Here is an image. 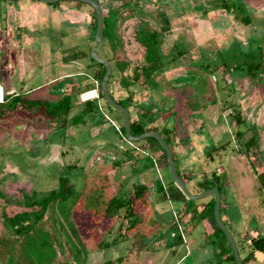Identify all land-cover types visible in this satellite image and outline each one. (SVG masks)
<instances>
[{
	"label": "rangeland",
	"instance_id": "1",
	"mask_svg": "<svg viewBox=\"0 0 264 264\" xmlns=\"http://www.w3.org/2000/svg\"><path fill=\"white\" fill-rule=\"evenodd\" d=\"M98 1L106 20L98 52L112 63L110 90L118 100L129 97L131 104L124 103L132 118L143 119L159 132L167 129L180 155L201 159L208 175L213 171L231 175L234 168L228 160L233 163L244 154L245 143L253 135L264 148V0H244L242 7L240 0ZM0 4L7 7L0 17V264H39L26 250L40 241L52 246L51 261L56 264L65 257L67 264H103L119 256L124 260L115 264H170L184 253L181 264H211L202 251L205 244L195 248L190 241L202 235L204 227L210 233L214 226L209 220L205 225H197V219L188 221L182 214L184 201L171 198L174 190L169 181L174 180L163 148L147 138L132 142L124 138L122 113L99 97L95 74L102 67L89 55L95 41L94 8L78 0H0ZM245 16L249 23L243 20ZM165 17L169 24L164 31ZM142 21L161 33L162 68L148 80L126 88L122 78L143 61L145 48L137 38ZM180 50L187 53L180 55ZM258 62L261 65L253 75L249 66ZM93 80L96 88L83 91ZM18 93L44 101L73 94L69 118L87 100L96 98L104 112L86 115L78 124H63L48 118L41 104L12 109L6 96ZM237 113L242 124L236 120ZM239 130L244 135H237ZM205 147L209 153L201 158ZM228 147L235 148L236 157ZM252 148L251 171L244 162L237 164L236 169L243 168L245 173H238L235 181L242 188L239 179L245 180L247 245L264 228V183L257 178L264 171V158L255 144ZM149 155L157 171L148 172L151 180L143 169L144 164H153ZM175 156L180 170L181 160ZM61 176L75 186L68 200L51 205L33 233L15 232L7 217L39 208L25 206L23 193L41 199L58 189ZM160 178L167 192L159 193V198H171L165 215L174 217L185 238L178 247H165V238L156 237L153 228L142 226L138 234L137 229L119 226L122 218L106 215L111 196L128 195L135 184H146L144 195L153 198V179L160 183ZM188 186L192 192L198 189L191 183ZM209 197L212 194L199 200ZM142 200H137L136 208L147 211L150 201ZM69 226L77 230L74 242ZM236 238L240 242L237 234ZM103 242L110 245L103 246ZM222 242H226L224 237ZM74 243L83 246L82 260L77 259ZM45 250L50 253L49 247ZM212 260L215 264L217 256ZM248 264H264V257Z\"/></svg>",
	"mask_w": 264,
	"mask_h": 264
},
{
	"label": "trees",
	"instance_id": "2",
	"mask_svg": "<svg viewBox=\"0 0 264 264\" xmlns=\"http://www.w3.org/2000/svg\"><path fill=\"white\" fill-rule=\"evenodd\" d=\"M240 3H241L240 7L246 5L243 0H240ZM163 20H164L163 21L164 22L163 30L165 31L166 26L169 24V19H167L165 17V18H163ZM243 20L247 23L250 22V18L248 16H245L243 18ZM105 23H106V20H105ZM91 28H92L91 30H92V34H93V40H94L95 39L94 35L96 34V29H97V17H96V15L94 16V20L92 22ZM104 28H105V26H104ZM137 35H138L137 36L138 40L144 45V48H145L144 54H143V61L141 63H139L138 65H136L135 67H133L132 72L130 74H126V76H124L122 78V82L124 81L123 83H124V86L126 88H129L131 85L139 83V81L141 79L148 80L154 73H156L157 71H159L162 68L161 67L162 59H161V56H160L159 51H158L159 44H160L159 43L160 40H158V38L160 39L161 33L157 30L149 29V26L147 25V23L145 21H142L141 24H139V26H138ZM103 40H104V38H103ZM119 41L120 40L118 39L117 42L119 43ZM183 53L185 54V53H187V51H183V50L179 51L180 55H182ZM89 55H90V53H89ZM94 60L95 59L93 58V61ZM98 64H100L99 66H101L102 69L100 71H98V73L95 74V77H96L95 79L99 80V82H100V84H99L100 85L99 97L102 99L105 97H104L102 90H101V82H102L103 76L105 74L106 67H105V65H103L99 62H98ZM119 64L122 65L121 62ZM260 65H261L260 62L255 63V64H250V66H249L250 73L255 75L256 74L255 71L260 67ZM111 77H112V74H111ZM95 88H96V85H95V82L93 80V81H91L85 85V87L83 88V91L92 90ZM109 89H110V79H109ZM110 92H111L112 96L116 99V97L113 95L111 90H110ZM6 98L8 99V101H9L8 104H9V106L12 107V109H16L18 107L28 109L34 105L41 104V106L44 108V112L48 116V118L56 119L58 121H61L63 124H66L68 121L71 122L72 124H78V123L83 122L85 120L84 117L86 115H94L95 113L97 115L98 113L101 114L102 112H104L102 110L101 103L99 104L98 103L99 100L96 98V99H92V100H87L85 102L84 108L81 111H79L77 114H75L74 116L69 118V114H70V111H71L72 106H73V101H72L73 100V94H65L59 100H45V101L44 100H38V99H28L27 93H18V94H13L11 96L7 95ZM116 100L125 106H126V104L124 103V101H128L130 103L129 97L128 98H119V100L118 99H116ZM108 106L110 107V109L115 108L109 103H108ZM101 115H103V114H101ZM146 115H148V112L145 114V116ZM236 120L239 124H242L244 122L239 113L236 114ZM131 124H132V133L135 135L140 134V133L145 132V131H148V130H157L158 131V129L156 127H149V126H147V124H145V121H143V119H138L136 117H133V118L131 117ZM122 130H123L124 138H127L126 134H125L124 126H122ZM166 131H168V130L166 129ZM166 131L164 132L163 136L165 137L166 141L170 144L171 139L167 135ZM243 133H244L243 131L239 130L237 132V135L241 136ZM147 140H149V141L154 140L157 142V140L153 137H148ZM255 141H256V137H255V135H253L246 143L248 145H251V144H254ZM174 155H175V153H174ZM209 155L212 156V154H209ZM148 158H150L153 162V159L151 158L150 155ZM175 162H176V157H175ZM166 165L168 166V162ZM176 168H177V166H176ZM177 170H178L179 174L181 175L178 168H177ZM212 175L214 176V178H205L203 181L198 182L196 184L197 188H198L197 192H200L203 188L212 187L215 184L220 189L221 194H223L224 181L222 179V176L217 174V173H214V172ZM263 178H264V175H262V177H261L262 183H264ZM59 179H60L59 180L60 182H59L58 189L51 190V192L48 195L44 196L41 199L36 198L33 195V193L32 194H28L27 192L23 193V200L22 201H23V204L25 206H28V207L38 206L39 208L33 209L31 211H24L22 213H17L13 216L7 217L8 224L11 227L15 228V232H17L20 235L24 234V233H33V231H35V229H37V227H38L37 223L45 216L47 210L49 209V207L51 205H54V203L56 201L66 202L68 200V197L74 191L75 186L69 181V178L67 176H61ZM159 181H160L159 190L163 191L164 188H163L162 181L161 180H159ZM146 189H147V186L145 184H135L133 186L130 194L124 195V196L119 195V196L112 197L110 199L108 205H107L106 215H108L110 217L114 216V215H119L118 211L124 208L125 209L124 213L119 215V216H121L122 219L128 220L129 225L127 226V229H130V230L135 229L137 227L136 224H138V222L141 219H140L139 215H137L133 212V206H134L136 200L144 195ZM171 189L174 190V192L171 194V198L183 200L185 202V204H188V211L190 212V217L192 218V220L197 219V221L200 222L203 219L210 217L211 223L214 226V231L208 233L209 246L211 247V249L213 248L214 250H216V249L219 250L218 254L215 255V257L217 256V260H214L215 264H233L232 262H234L236 264L237 262L235 260L231 245H230L226 235L221 230V228L218 226V224L215 220V215H214L215 197H214V195L212 194L213 197H211L208 201L199 200V202H196V201L188 199L187 196L184 194V192L180 189L179 186H177V184L174 181H173V183H171ZM199 207H202V208L199 209ZM223 208H224V204H223V198H222L221 215H222ZM174 224H175V226H171V227H172L173 231L175 230L174 231L175 233L172 235V241L170 240L168 247H174L178 244L185 242V238H184L182 232L180 231L179 226L177 225L176 222H174ZM227 225L230 228L229 224H227ZM145 227L150 229V226H145ZM68 232H69V236H71L72 240H73V238L77 237V230L73 226H69ZM233 234H234V232H233ZM123 235H124V233H123ZM246 235H247V233H246ZM246 235L244 237L245 240H247ZM234 236H235V234H234ZM223 237L226 239V242H222ZM235 238H236V236H235ZM236 240H237V238H236ZM250 240H251L250 244H249L250 246L245 245L244 243H241L237 240L239 251H240V254H241L242 259H243L245 264H248L249 261L256 259L257 258L256 257L257 252L264 254V235L251 237ZM73 242H74V240H73ZM109 245H110L109 243L106 244V242L105 243L103 242V246H109ZM75 246L78 250L77 251L78 252L77 259L82 260V253L84 252L83 246H79L76 244H75ZM48 247H49L50 253H51V250L53 249L52 246L51 247L46 246L44 241H40L37 246L35 245L31 248L29 246L28 248H30V249L26 250V252L29 253L28 255L30 256V259L33 260V262L37 261V263H39V264H45L49 261V262H51V264H56L55 262L53 263L51 261L53 259V256H54V250L52 251L51 254L46 253L47 249L45 250V248H48ZM60 247H61V245H60ZM228 247H230L231 252L228 251V249H229ZM32 248L35 250V252L32 251ZM40 249H42V252H45V253L40 252ZM242 250L245 253L244 255H242ZM205 254L208 258V254L206 252H205ZM210 259H211L210 263L213 264L212 259H214V256H212ZM123 260H124L123 256H119L116 259L108 258L103 262V264H115V262L122 263ZM57 264H67L66 257L64 258L63 262H60Z\"/></svg>",
	"mask_w": 264,
	"mask_h": 264
},
{
	"label": "crops",
	"instance_id": "3",
	"mask_svg": "<svg viewBox=\"0 0 264 264\" xmlns=\"http://www.w3.org/2000/svg\"><path fill=\"white\" fill-rule=\"evenodd\" d=\"M163 130L164 131L161 133L164 135V132L166 129H163ZM167 135L169 136L168 133H167ZM242 135H244V134H242ZM170 139H171V137H170ZM254 144L256 145L257 150L260 151L259 154H260L261 158H264V148L262 147V144L261 143L260 144L254 143ZM254 144L248 145L247 143H245V147H246V151H244L245 153L244 154L242 153L241 156L238 157V159L234 158L233 163H232L231 158H230V160H228V161H230L229 165L231 167L233 166V168H234L230 172L232 176L230 174H228V172H223V174H221L222 179L224 181L223 194H222L224 208L222 211V218L227 224L230 225L231 230L233 232L235 231L234 234H235V236H236V234L238 235L240 242L244 243L245 245H247V243L244 241L245 239L243 236H245L244 231H245V226H246V223H245L246 217H248V215H249V210H248L249 204L247 203V198H245V191H244L245 190V188H244L245 180H244V177H240V179H239L240 182H242V185H241L242 188L236 187V185H235V183H236L235 181H238V178H237L239 175L238 173L241 174V172H243V170H244L243 168H242L243 170L242 169H236V167H237V164L244 162L245 167L251 171V169L249 167L250 165L248 164V162H250V159L254 160V158L252 157V155H253L252 146ZM170 146L173 149L175 155L177 154L179 159L181 160V165H180L179 171H180L181 175L183 176V178L185 179V181L188 185H189V183H191L197 188L196 184L198 182L203 181L205 178H214V176L212 175L214 171L211 173V175H208V173L205 172V169L203 168V165L200 162L201 159H199L197 157L195 158L194 155H192V156L191 155L190 156L180 155V153H179L180 151L176 150V148L174 147V145L172 143V139H171ZM215 148H214V150H215ZM228 148H229V151L233 152V154H231V155L234 156L236 154L235 148H233V147H228ZM206 149H207V147H205L202 151V154H200L201 158H204L205 155L209 153V151L207 152ZM250 152H251V154H248ZM234 157H236V156H234ZM186 161H189V162H186ZM147 164H144L143 169H147L146 173L149 175V176H147V179L151 180L153 178V176H152V174L150 176V173H148V172L151 170L154 173H157V171H156V168L154 166V163L151 165L149 164L148 166H147ZM247 169H246V171H247ZM214 173H217V172H214ZM243 173H245V172H243ZM217 174H219V173H217ZM262 175H264V171H262L261 173H258L257 178L258 177L261 178ZM153 181L156 182V190L154 191L155 194H153L155 197L152 196L153 198H150L151 196L150 197L148 196L149 197L148 198L147 196L144 195V196L140 197L139 199H137L140 201H143L142 199H144V200L147 199L148 201H150V204H149L150 206H149L148 210L147 211H141V210L137 209L136 208L137 200L133 206V212L135 214L139 215V217L141 219V220L139 219L140 221L138 222V224H136L137 227L135 229H137L136 233L138 232V234H140L139 231H140L142 226H150L149 230H151L153 228L154 234H156V237H158V238L164 237L165 238V247H168L170 240L172 241V235L175 233L174 232L175 230L173 231L171 226H175L174 222H176V220L174 219L173 216L165 215L169 211V207L171 206V205H169V202H171L170 201L171 198L169 197L170 199L167 200L165 197L159 198V195H158L159 193L165 194L167 192L165 182L164 183L162 182L164 190L160 191L159 190V183L155 179H153ZM161 181H162V179H161ZM169 183L171 184L170 181H169ZM146 186L148 189L149 186L148 185H146ZM193 192H197V191L194 189ZM119 195H114V196H119ZM114 196H111L109 198L107 205H108L110 199ZM123 196H124V194H123ZM209 199H210V197L207 198L206 201H208ZM166 200H167L168 204L165 203ZM101 201L102 200H100V202ZM151 204H153L154 206L152 207ZM182 207H183L182 214L185 213V216H187L188 221L192 220V218L190 217V212L188 211V204H185V202H184ZM106 208H107V206H106ZM201 208L202 207H199V209H201ZM124 211H125V209H121L118 211V214L121 215L124 213ZM119 215H114V216L121 218V216H119ZM223 215L225 216V218L223 217ZM114 216H111V217H114ZM184 219H186V218H184ZM205 220H209V222L211 223L210 217H207L200 222L197 221V225L202 224V223L205 225V222H204ZM128 225H129V223H128L127 219H122L119 223V226H128ZM259 226L263 227L261 225H259ZM261 230H262V232H259L260 233L259 236L264 235V228H261ZM212 231H214V227L211 229V232ZM207 232L208 231L206 230V227H204L203 234L200 235L199 237L194 236L193 239H191L190 243L192 242L194 244L195 248L198 246L201 248V246H200L201 243H204L205 249L202 251H204L203 253L206 252L208 254V258H211L212 256L215 257V255H216L214 253V249L213 248L211 249V247L209 246L208 240H206V239H203L202 241L200 240L205 235L208 236L209 232L208 233ZM150 235H152V234H150ZM181 244H178V245H181ZM178 245H176V246L178 247ZM170 248H173V247H170ZM185 256H186V254L184 253L176 261H174V262L172 261L170 264H181L184 260L183 258H186ZM256 257H257L256 259L249 261V263L260 260L261 257H264V254L257 252Z\"/></svg>",
	"mask_w": 264,
	"mask_h": 264
},
{
	"label": "water",
	"instance_id": "4",
	"mask_svg": "<svg viewBox=\"0 0 264 264\" xmlns=\"http://www.w3.org/2000/svg\"><path fill=\"white\" fill-rule=\"evenodd\" d=\"M40 1L50 3V2L60 1V0H40ZM78 1L86 2L90 4L96 12L97 29H96L95 41L91 46L90 54H91V57H93L97 62L105 65L106 67V71H105V74L101 82V90L107 102L111 104L113 107L117 108L122 113L125 134H126L127 139L132 142V141H141L148 137L155 138L166 153L167 160H168V168H169V172H170L172 179L177 184V186L180 187V189L184 192V194L187 196L188 199L199 200V199L204 198L207 195H210V194L214 195L215 197V207H214L215 220L218 226L221 228V230L226 235L231 245V248H232L237 264H245L240 254L237 240L233 232L231 231V229L228 227V225L225 223V221L222 218V215H221L222 194L218 186L214 185L209 188H203L200 192H192L188 184L184 180V178L179 174L176 168L175 155H174L173 149L171 148L170 144L166 141L165 137L163 136L161 132L157 130H148L140 134H136V135L132 133L130 110L128 109V107L118 102L112 96L110 89H109V79L113 71V65L108 59L102 57L98 52V47L100 46L104 38L105 18H104V12H103L102 5L100 4L98 0H78Z\"/></svg>",
	"mask_w": 264,
	"mask_h": 264
},
{
	"label": "flooded vegetation",
	"instance_id": "5",
	"mask_svg": "<svg viewBox=\"0 0 264 264\" xmlns=\"http://www.w3.org/2000/svg\"><path fill=\"white\" fill-rule=\"evenodd\" d=\"M6 11H7V7H6V5H3V6H2V5L0 4V17H4L3 14H4ZM90 51H91V48H90ZM90 51H89V52H90ZM90 92L92 93V92H94V91H90ZM6 100H8V99H6Z\"/></svg>",
	"mask_w": 264,
	"mask_h": 264
},
{
	"label": "bare ground",
	"instance_id": "6",
	"mask_svg": "<svg viewBox=\"0 0 264 264\" xmlns=\"http://www.w3.org/2000/svg\"><path fill=\"white\" fill-rule=\"evenodd\" d=\"M2 92V87L0 86V93ZM89 93H91V92H89Z\"/></svg>",
	"mask_w": 264,
	"mask_h": 264
},
{
	"label": "built area",
	"instance_id": "7",
	"mask_svg": "<svg viewBox=\"0 0 264 264\" xmlns=\"http://www.w3.org/2000/svg\"><path fill=\"white\" fill-rule=\"evenodd\" d=\"M184 236V235H183Z\"/></svg>",
	"mask_w": 264,
	"mask_h": 264
}]
</instances>
